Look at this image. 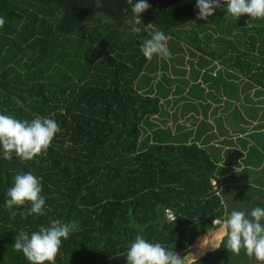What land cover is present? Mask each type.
Instances as JSON below:
<instances>
[{
	"label": "trees",
	"instance_id": "1",
	"mask_svg": "<svg viewBox=\"0 0 264 264\" xmlns=\"http://www.w3.org/2000/svg\"><path fill=\"white\" fill-rule=\"evenodd\" d=\"M147 2L142 31L132 33L127 0H0V114L50 117L61 129L39 163L6 160L0 149V264H30L13 250L15 237L52 220L79 225L62 240L55 264H126L137 235L179 255L217 227L214 219L242 211L225 200L228 179L221 183L206 146L163 141L140 149L145 119L162 107L159 96L136 86L150 62L140 47L148 38L143 25L153 23L169 42L192 47L264 91V20L247 25V15L225 19L219 8L200 20L197 0ZM27 172L41 181L45 214L25 219L26 205L13 217L7 191ZM251 200L250 213L258 207ZM225 245L226 237L222 257L209 253L193 264H260Z\"/></svg>",
	"mask_w": 264,
	"mask_h": 264
},
{
	"label": "rangeland",
	"instance_id": "2",
	"mask_svg": "<svg viewBox=\"0 0 264 264\" xmlns=\"http://www.w3.org/2000/svg\"><path fill=\"white\" fill-rule=\"evenodd\" d=\"M167 46L170 57L154 56L136 83L162 104L142 125L140 149L150 142L201 144L205 139L221 179L228 176L225 200L248 213L245 206L253 202L248 198L264 207L263 89L184 43L168 41Z\"/></svg>",
	"mask_w": 264,
	"mask_h": 264
},
{
	"label": "clouds",
	"instance_id": "3",
	"mask_svg": "<svg viewBox=\"0 0 264 264\" xmlns=\"http://www.w3.org/2000/svg\"><path fill=\"white\" fill-rule=\"evenodd\" d=\"M133 14L134 25L132 33L142 31L141 14L150 8L147 0H127ZM197 19L207 20L214 15L216 9H226L225 19L239 20L241 16L250 17L247 25L256 20H264V0H197ZM127 11V9L125 10ZM5 19L0 17V28ZM147 32L140 51L151 61L154 56L168 58L171 53L167 47L168 36L155 28V24L143 25ZM20 104V101H17ZM61 131L59 124L50 117L37 116L31 121L17 119L11 115L0 114V149L3 158L11 160L13 155L22 164L31 161L39 163V156L45 154L54 137ZM42 184L38 177L31 172L18 174L14 184L7 191L5 206L14 217L16 207L28 205L23 218L33 214L44 215L45 198L41 195ZM225 218L214 219L213 225H219L222 242L226 237V249L234 255H239L243 249L249 258H255L264 264V207H255L250 217L243 211L233 210L230 215L225 212ZM79 231L77 222L64 223L60 220L50 221L48 226L41 225L38 231L30 235L25 230L18 231L14 251L22 252L30 264H55V258L62 245L73 232ZM213 250L217 247L213 246ZM188 256L181 258L176 252L166 249L160 243L146 240L137 235L126 252V264H187Z\"/></svg>",
	"mask_w": 264,
	"mask_h": 264
},
{
	"label": "crops",
	"instance_id": "4",
	"mask_svg": "<svg viewBox=\"0 0 264 264\" xmlns=\"http://www.w3.org/2000/svg\"><path fill=\"white\" fill-rule=\"evenodd\" d=\"M204 141L205 139L203 140V142H201L202 145H204ZM225 179H228V176L225 177L223 180ZM223 180L221 179V183ZM213 183L216 184L215 181ZM223 185L224 184H221L220 187L222 188ZM225 210H226V205H225ZM221 242H222V234L219 232V225H217L215 229L208 230L207 232L202 234L195 241V243H193L186 251L179 253V256L182 259L188 256L187 264H193V261L209 253L211 257H222L221 253H218V250H220L219 246ZM213 246L217 247V249L213 250L212 248Z\"/></svg>",
	"mask_w": 264,
	"mask_h": 264
},
{
	"label": "built area",
	"instance_id": "5",
	"mask_svg": "<svg viewBox=\"0 0 264 264\" xmlns=\"http://www.w3.org/2000/svg\"><path fill=\"white\" fill-rule=\"evenodd\" d=\"M166 215L168 219L174 220L175 219V214L171 209H166Z\"/></svg>",
	"mask_w": 264,
	"mask_h": 264
}]
</instances>
